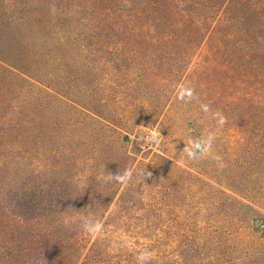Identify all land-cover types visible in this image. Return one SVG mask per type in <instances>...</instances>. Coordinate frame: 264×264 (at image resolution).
Instances as JSON below:
<instances>
[{"label":"rangeland","instance_id":"374dc122","mask_svg":"<svg viewBox=\"0 0 264 264\" xmlns=\"http://www.w3.org/2000/svg\"><path fill=\"white\" fill-rule=\"evenodd\" d=\"M128 1L121 4L119 0H0V205L3 204V195L9 193L14 197L24 181L35 185L40 183L43 190L50 186L53 195L61 198L70 191V180H85L86 168L79 163V158L83 159L81 152L70 153L69 133L78 134L80 129L79 126L69 129L71 113L66 97L75 102L101 100V104H107L110 98L103 94V89L108 83L116 82L122 84L124 111L138 119V125L129 127V130L145 138H140L143 141L139 149L127 145L135 152L131 166L133 178L127 183H119L109 211L121 209L117 205L119 194H128L126 198L129 199L130 195L137 196L134 191L142 194L152 191L163 203L177 205L174 212L183 209L184 218L203 226L197 240L207 247L215 238L206 226L231 229L230 219L236 220L239 214L248 215V210L236 201L240 197L235 194L251 198L260 208L264 204V165L254 168V184L249 183V188L243 185L244 177L240 173L243 154L238 112L244 90L241 71L224 70L222 73L226 78L218 71H211L210 75L216 73L220 76L213 75L205 82L198 68L176 72L173 61L164 59L162 63L165 48H152L149 52L141 45L135 47L137 54L125 56L122 63H116L114 70L119 71L118 77H113V72L103 77V71L97 73L92 62L96 59L95 54L106 50L99 39L118 33L114 29V33L107 31L104 34L101 29L105 22L117 27L120 18L117 12L119 9L126 12ZM108 41L110 44L106 47L116 45L111 39ZM213 49V40H207L200 54ZM85 54H90L89 66L95 69L91 77L82 76ZM105 63L97 61L99 68ZM109 69L105 65V70ZM223 81L222 93L218 88ZM185 85L195 89L198 100L184 103L177 99L179 89ZM123 86L130 87L123 89ZM132 87L138 89L133 96L128 90ZM201 104H209L211 111L205 113ZM217 111L227 117L222 128H218L216 119L212 118ZM100 130L99 127L98 132ZM153 132H159L163 137L158 144L152 138ZM209 132L216 133L217 148L213 145V152L198 162L182 160L184 153L181 151L188 140L204 137ZM105 145L104 140H99L94 146V154L98 156L94 178L98 186L101 182H108L105 179L107 173L113 174L120 168L105 162V155L109 161L115 162L112 160L115 150ZM158 154L165 155L171 163L163 162ZM143 169L151 173L144 180L137 174V170ZM180 171H187L197 179H191L190 183L179 180ZM222 185L229 196H225L226 202L223 201L224 195L221 198L218 194ZM76 192L73 190V198ZM217 199L219 202H215ZM59 204L58 210L68 208L70 211L83 210V213L89 210L82 204L72 207L64 202ZM12 208L18 210L16 202ZM241 236V239L230 235L219 237V244H229L235 238L246 242L245 231ZM21 244L17 241L10 249L0 247V264H49V259L44 262L42 255L44 250L47 254V246ZM20 250L28 254L20 255ZM4 252H7L6 256ZM202 259L203 264L210 261L208 250Z\"/></svg>","mask_w":264,"mask_h":264},{"label":"trees","instance_id":"16d2710c","mask_svg":"<svg viewBox=\"0 0 264 264\" xmlns=\"http://www.w3.org/2000/svg\"><path fill=\"white\" fill-rule=\"evenodd\" d=\"M119 2L123 4L125 0ZM128 4L126 12L122 9L117 12L120 17L117 27L110 22L103 24L102 33L115 29L118 34L99 39L106 50L95 54L96 59L92 60L97 73L103 71L105 77L113 72V77H118L119 71L114 70L116 63H122L125 56L137 54L135 47L141 45L149 52L152 48H165L162 63L164 59L173 61L176 72L198 68L205 82L209 77L220 76L210 75L211 71L223 74L224 70H240L244 86L238 112L243 154L240 173L244 177L243 185L249 188V183L254 184V168L264 165V0H129ZM109 39L116 43L112 47H117L113 49L115 52L106 47L110 44ZM207 40H213L214 49L200 54ZM89 56L85 54L84 77L95 73L89 66ZM97 61L106 62L105 65L113 70H105V65L99 68ZM131 62L135 61L131 59ZM223 78H226L225 74ZM210 83L208 85L214 89ZM223 84L224 81L218 88L222 93ZM127 87L130 86H123V89ZM121 88L122 84L116 82L106 85L103 94L110 98L107 104H101V100L75 102L65 96L71 113L69 129L76 126L80 129L78 134L69 133L70 153L81 152L83 159L79 158V163L86 168L85 180H70L72 187L61 198L53 195L50 186L43 190L40 183L35 185L25 181L14 197L4 194L0 205V247L10 249L17 241L23 246L29 243L45 245L48 251L47 254L43 251V261L49 259V264H138L136 257L145 250L152 253L150 264H203L207 250L210 261H205L206 264H264V204L260 208L242 194H235L240 199L231 200L248 210V215L239 214L236 220L230 219L231 229L206 226L215 238L207 247L197 240L203 226L184 218L183 209L174 212L177 205L163 203L152 191L145 194L134 191L137 196L130 195L129 199L126 198L128 194H119L117 205L121 209L109 211L119 183L112 180L98 186L94 178L98 161L94 146L104 140L105 146L115 150L114 158L109 157L115 162L109 161L106 155L103 156L105 162L124 170L131 168L134 162L135 152L127 145L139 149L143 141L140 138H145L129 130L138 125V119L124 111L126 104ZM128 90H131V96L138 92L133 87ZM214 145L217 148V142ZM158 157L168 165L171 163L165 155ZM120 168L118 171H123ZM196 177L187 171L177 175L179 180H187V183ZM219 188L218 194L221 198L224 195L226 202L225 198L229 197L226 188L223 185ZM73 190H77L74 198ZM14 202L18 207L16 211L12 208ZM62 202L69 207L82 204L89 210H84L85 213L68 208L58 210L56 207ZM88 221L98 223L95 233L82 227V223ZM38 223L44 226L40 227ZM242 231H245L246 242L235 238L229 244H219V237L230 235L241 239ZM22 253L20 250V255Z\"/></svg>","mask_w":264,"mask_h":264},{"label":"clouds","instance_id":"9594fccd","mask_svg":"<svg viewBox=\"0 0 264 264\" xmlns=\"http://www.w3.org/2000/svg\"><path fill=\"white\" fill-rule=\"evenodd\" d=\"M177 99L184 102L190 103L194 99L198 100V96L195 89L189 86H183L179 89ZM201 109L208 113L211 111L209 104H201ZM213 117L216 119L218 128H222L227 123V117L217 111L213 113ZM153 140L158 144L163 137H161L159 132H153ZM216 140V133L209 132L206 136L200 138H190L181 152L184 153V158L192 162H198L206 154H211L213 152V145ZM218 159V157H216ZM139 177L144 180L151 176V173L147 172L145 169L137 170ZM133 178V169L126 167L123 171H118L116 174L107 173L105 179L107 181L115 180L118 183H127ZM82 227L85 231L89 233H95L99 227L98 223L93 224L91 221L83 222ZM152 258V253L150 251H142L137 257L138 264H150Z\"/></svg>","mask_w":264,"mask_h":264}]
</instances>
